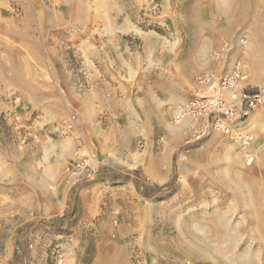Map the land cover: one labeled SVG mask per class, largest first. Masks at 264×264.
<instances>
[{
	"label": "rangeland",
	"instance_id": "obj_1",
	"mask_svg": "<svg viewBox=\"0 0 264 264\" xmlns=\"http://www.w3.org/2000/svg\"><path fill=\"white\" fill-rule=\"evenodd\" d=\"M138 1L127 36L138 79L126 94L122 86L104 96L111 112L96 117L63 102L10 114L0 103V264H264V106L233 133L196 138L172 123L181 104L139 79L144 60L155 69L164 48H181L182 57L203 51L202 72L212 70L211 54L227 40L223 69L240 59L246 91L263 88L264 0H170L168 17L160 0ZM196 30L205 37L193 38ZM243 136L255 156L249 165ZM103 168L127 179L113 184ZM135 170L160 189L145 192Z\"/></svg>",
	"mask_w": 264,
	"mask_h": 264
},
{
	"label": "crops",
	"instance_id": "obj_2",
	"mask_svg": "<svg viewBox=\"0 0 264 264\" xmlns=\"http://www.w3.org/2000/svg\"><path fill=\"white\" fill-rule=\"evenodd\" d=\"M142 3L0 0L1 109L11 114L15 108L20 112L26 104L52 106L64 102L70 110L77 107L96 117L102 111L111 112V104L103 105L104 96L118 91L122 94L117 90L122 86L126 87L123 90L126 94L137 83L139 60L127 36L133 35ZM170 3L159 1L162 15H171ZM11 6L17 9L14 11ZM196 8L193 5L191 12L195 22H200L203 11L199 13ZM205 12L210 16L211 6ZM192 37L205 35L196 30ZM177 50L178 53H173L164 48L156 59L155 69L153 60L146 58L139 77L145 86L161 87V93L169 95L166 100L172 105L189 99V88L202 72V60L206 57L203 51L182 57V49ZM86 95L90 97L87 101Z\"/></svg>",
	"mask_w": 264,
	"mask_h": 264
},
{
	"label": "built area",
	"instance_id": "obj_3",
	"mask_svg": "<svg viewBox=\"0 0 264 264\" xmlns=\"http://www.w3.org/2000/svg\"><path fill=\"white\" fill-rule=\"evenodd\" d=\"M239 42L246 44L244 38ZM230 48L227 40L221 41L219 49L211 54L215 68L201 72L190 98L172 111V123L178 125L187 120L196 138L207 136L214 130L233 133L234 126L244 123L251 112L264 106V87L255 92L246 91V71L240 59L223 69ZM239 139L244 160L249 165L255 157L249 148L250 138L243 136Z\"/></svg>",
	"mask_w": 264,
	"mask_h": 264
},
{
	"label": "trees",
	"instance_id": "obj_4",
	"mask_svg": "<svg viewBox=\"0 0 264 264\" xmlns=\"http://www.w3.org/2000/svg\"><path fill=\"white\" fill-rule=\"evenodd\" d=\"M103 170L109 171L107 168H103ZM110 172H111V178L109 179V181L113 184L119 183L127 179V177H119L120 170H111ZM139 173H140L139 171L135 170L131 173V175L135 177V184L143 186L145 192H155L160 189V187L150 185L141 178H139ZM99 181H104V180L102 178H99ZM69 194H71V192ZM49 224L54 225V222H50Z\"/></svg>",
	"mask_w": 264,
	"mask_h": 264
},
{
	"label": "bare ground",
	"instance_id": "obj_5",
	"mask_svg": "<svg viewBox=\"0 0 264 264\" xmlns=\"http://www.w3.org/2000/svg\"><path fill=\"white\" fill-rule=\"evenodd\" d=\"M258 57V56H257ZM183 123H186L187 124V126H188V129H190V125H189V122L187 121V120H183L180 124H178V125H181V124H183ZM177 126V125H176ZM181 129H176V130H174V129H171V135H172V137H174V139H176V138H178L179 136H181ZM173 139V138H172ZM173 139V140H174Z\"/></svg>",
	"mask_w": 264,
	"mask_h": 264
}]
</instances>
